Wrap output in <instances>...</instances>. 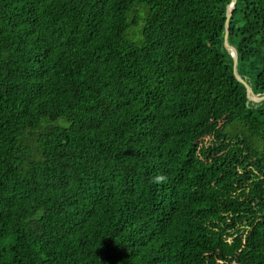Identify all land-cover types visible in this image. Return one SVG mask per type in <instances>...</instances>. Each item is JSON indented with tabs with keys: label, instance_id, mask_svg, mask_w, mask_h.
<instances>
[{
	"label": "trees",
	"instance_id": "16d2710c",
	"mask_svg": "<svg viewBox=\"0 0 264 264\" xmlns=\"http://www.w3.org/2000/svg\"><path fill=\"white\" fill-rule=\"evenodd\" d=\"M232 0H0V264H264V101ZM229 44L264 94V0Z\"/></svg>",
	"mask_w": 264,
	"mask_h": 264
},
{
	"label": "water",
	"instance_id": "95a60500",
	"mask_svg": "<svg viewBox=\"0 0 264 264\" xmlns=\"http://www.w3.org/2000/svg\"><path fill=\"white\" fill-rule=\"evenodd\" d=\"M237 0H232L230 5L227 7V16H226V31H225V39H224V45L229 54L231 55L233 59V71L236 79L245 85L247 89V93L249 95V100L252 102H261L264 101V94L263 95H256L254 94L251 85H249L238 73V56L236 51L230 46L229 44V22L232 17L233 11L236 7Z\"/></svg>",
	"mask_w": 264,
	"mask_h": 264
}]
</instances>
